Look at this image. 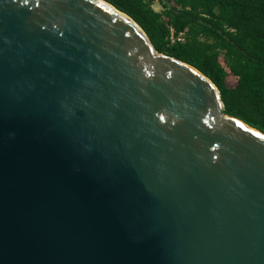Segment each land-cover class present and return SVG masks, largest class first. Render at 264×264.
Here are the masks:
<instances>
[{"label": "water", "instance_id": "water-1", "mask_svg": "<svg viewBox=\"0 0 264 264\" xmlns=\"http://www.w3.org/2000/svg\"><path fill=\"white\" fill-rule=\"evenodd\" d=\"M0 264H264V133L105 0H0Z\"/></svg>", "mask_w": 264, "mask_h": 264}, {"label": "trees", "instance_id": "trees-1", "mask_svg": "<svg viewBox=\"0 0 264 264\" xmlns=\"http://www.w3.org/2000/svg\"><path fill=\"white\" fill-rule=\"evenodd\" d=\"M105 1L131 16L159 52L206 75L226 114L264 133V0ZM170 26L185 31L182 42H168Z\"/></svg>", "mask_w": 264, "mask_h": 264}, {"label": "built area", "instance_id": "built-area-1", "mask_svg": "<svg viewBox=\"0 0 264 264\" xmlns=\"http://www.w3.org/2000/svg\"><path fill=\"white\" fill-rule=\"evenodd\" d=\"M184 36L185 31H177L173 26L169 27L167 39L170 44L182 42L184 40Z\"/></svg>", "mask_w": 264, "mask_h": 264}, {"label": "rangeland", "instance_id": "rangeland-1", "mask_svg": "<svg viewBox=\"0 0 264 264\" xmlns=\"http://www.w3.org/2000/svg\"><path fill=\"white\" fill-rule=\"evenodd\" d=\"M153 6H154V8H155L156 10H160L161 8H163V7L161 6V4L158 3V2H155V3L153 4ZM228 81H229V82H234V77L229 76Z\"/></svg>", "mask_w": 264, "mask_h": 264}]
</instances>
